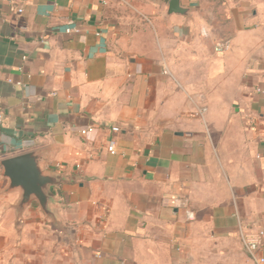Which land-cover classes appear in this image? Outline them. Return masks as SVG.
I'll use <instances>...</instances> for the list:
<instances>
[{"label": "crops", "instance_id": "obj_1", "mask_svg": "<svg viewBox=\"0 0 264 264\" xmlns=\"http://www.w3.org/2000/svg\"><path fill=\"white\" fill-rule=\"evenodd\" d=\"M169 2L0 0V162L44 148L72 180L55 225L36 201L18 215L0 165V264H255L264 0Z\"/></svg>", "mask_w": 264, "mask_h": 264}, {"label": "water", "instance_id": "obj_2", "mask_svg": "<svg viewBox=\"0 0 264 264\" xmlns=\"http://www.w3.org/2000/svg\"><path fill=\"white\" fill-rule=\"evenodd\" d=\"M188 13L189 9L182 6L181 0H170L167 16L173 14L186 16ZM47 154V149L43 148L7 157L0 162L1 176L8 181L6 192H20V200L16 206L19 216L27 206L36 201L43 213L58 225L51 209L56 200L54 189L72 180L44 172L42 165Z\"/></svg>", "mask_w": 264, "mask_h": 264}, {"label": "built area", "instance_id": "obj_3", "mask_svg": "<svg viewBox=\"0 0 264 264\" xmlns=\"http://www.w3.org/2000/svg\"><path fill=\"white\" fill-rule=\"evenodd\" d=\"M19 12H22V10H19ZM231 48V42L230 40H222L215 44L214 51L215 53H225L229 51ZM26 60V57L24 58ZM256 92L259 94L264 95V90L260 87L256 88ZM207 112V109L205 107L199 108L197 111V115L204 116ZM3 120V111L0 108V122ZM94 132V128L92 126L87 127L86 129H83L81 131L82 135H88ZM113 133H119L120 129L117 127H114L112 129ZM108 152L111 154H115L117 152V142L115 139H111L108 144ZM189 217L192 218L193 214H189ZM239 234L240 239L243 244V247L250 257V259L255 264H264V256L260 255L259 251L263 247L264 243V229L258 228L256 231L248 232L244 229L243 226H240L239 228Z\"/></svg>", "mask_w": 264, "mask_h": 264}, {"label": "rangeland", "instance_id": "obj_4", "mask_svg": "<svg viewBox=\"0 0 264 264\" xmlns=\"http://www.w3.org/2000/svg\"><path fill=\"white\" fill-rule=\"evenodd\" d=\"M38 262H41V264H45V261H38Z\"/></svg>", "mask_w": 264, "mask_h": 264}]
</instances>
